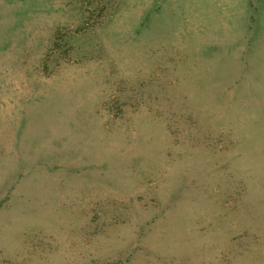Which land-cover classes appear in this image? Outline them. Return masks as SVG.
I'll return each mask as SVG.
<instances>
[{
    "label": "rangeland",
    "instance_id": "374dc122",
    "mask_svg": "<svg viewBox=\"0 0 264 264\" xmlns=\"http://www.w3.org/2000/svg\"><path fill=\"white\" fill-rule=\"evenodd\" d=\"M0 264H264V0H0Z\"/></svg>",
    "mask_w": 264,
    "mask_h": 264
}]
</instances>
